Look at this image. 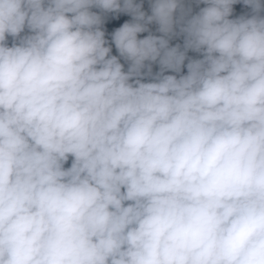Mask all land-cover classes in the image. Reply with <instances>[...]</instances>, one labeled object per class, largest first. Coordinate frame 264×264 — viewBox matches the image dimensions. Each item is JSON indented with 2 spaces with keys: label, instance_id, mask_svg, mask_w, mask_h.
Masks as SVG:
<instances>
[{
  "label": "clouds",
  "instance_id": "1",
  "mask_svg": "<svg viewBox=\"0 0 264 264\" xmlns=\"http://www.w3.org/2000/svg\"><path fill=\"white\" fill-rule=\"evenodd\" d=\"M0 264H264V0H0Z\"/></svg>",
  "mask_w": 264,
  "mask_h": 264
}]
</instances>
